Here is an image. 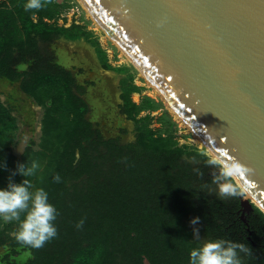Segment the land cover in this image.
<instances>
[{
	"label": "trees",
	"instance_id": "16d2710c",
	"mask_svg": "<svg viewBox=\"0 0 264 264\" xmlns=\"http://www.w3.org/2000/svg\"><path fill=\"white\" fill-rule=\"evenodd\" d=\"M26 3L0 2V79L20 82L21 90L45 108L42 140L39 150L28 147L21 158L10 153L4 142L15 129V119L0 102V164L7 163V170L0 168V189L7 187L18 163L30 166L36 161V175L27 177L30 190L42 187L49 193V202L60 213L55 221L59 235L33 249L16 241L12 233L19 222H12L0 227V247L30 250L32 259L26 264H190L193 249L225 239L252 249V255L241 254L243 264H264V214L254 207L247 226L239 213L244 194L221 199L211 189L208 155L157 135L150 127L151 116L138 119L142 107L130 99L137 90L133 84H123L119 106L136 123L133 140L123 144L119 137L105 138L87 119L90 108L83 96L90 83L81 84L71 70L54 63L50 48L61 39H90L92 33L82 25L48 22L56 21L66 6L53 1L26 12ZM93 42L104 67L112 69ZM20 64L28 68L19 71ZM56 173L61 183L53 181ZM24 179L20 174L13 178L15 183ZM82 217L86 223L77 230ZM195 217L200 223L193 226ZM193 227L199 228L201 240L193 239Z\"/></svg>",
	"mask_w": 264,
	"mask_h": 264
},
{
	"label": "water",
	"instance_id": "95a60500",
	"mask_svg": "<svg viewBox=\"0 0 264 264\" xmlns=\"http://www.w3.org/2000/svg\"><path fill=\"white\" fill-rule=\"evenodd\" d=\"M81 1L213 156L252 169L236 179L258 204L242 196L248 226L264 203V0Z\"/></svg>",
	"mask_w": 264,
	"mask_h": 264
},
{
	"label": "rangeland",
	"instance_id": "374dc122",
	"mask_svg": "<svg viewBox=\"0 0 264 264\" xmlns=\"http://www.w3.org/2000/svg\"><path fill=\"white\" fill-rule=\"evenodd\" d=\"M3 1L8 2L0 0ZM53 1L66 7H63V12L56 21L48 22L65 27L82 25L92 33L90 39H61L50 48L54 53V63L71 70L81 84L90 83L83 96L90 108L87 119L101 130L105 138L119 137L123 144L133 140L136 123L122 115L119 107L123 103V84H133L137 90L130 95V99L142 107L138 119L151 116L150 127L157 135L172 137L176 146L196 149L210 156L205 147L195 142L193 133L177 122L164 99L155 92L146 78L141 76L136 66L107 38L79 0ZM93 40H96L100 49L105 52L106 62L112 69L104 67L103 59ZM27 68L26 64L17 66L19 71H25ZM0 102L11 110V118L15 119V129L4 142L11 149L10 153L21 158L28 147L39 150L45 108L21 90L20 82H11L5 78L0 79ZM148 103L151 104L150 107ZM211 189L218 193L215 184H212ZM245 197L246 194L243 198ZM12 222L5 223L0 217V227L8 226ZM10 229L13 228L9 227ZM262 239L263 237L259 240ZM31 259L32 253L28 249L12 248L9 245L0 247V264H26Z\"/></svg>",
	"mask_w": 264,
	"mask_h": 264
},
{
	"label": "clouds",
	"instance_id": "9594fccd",
	"mask_svg": "<svg viewBox=\"0 0 264 264\" xmlns=\"http://www.w3.org/2000/svg\"><path fill=\"white\" fill-rule=\"evenodd\" d=\"M53 0H27L24 10H42L52 4ZM227 153L217 156H209L205 164L211 169L212 183L218 187V195L221 199L238 197L244 194L246 189L235 183L239 177H244L252 172V169L241 163L237 158L224 157ZM127 158H125V161ZM39 164L32 161L18 163L15 171L8 177V185L0 189V217L5 223L19 222L18 230L14 232L18 243L33 249H41L46 243L58 238L59 232L55 221L59 216L57 208L49 202V193L44 188H38L34 192L31 182L27 177L36 175ZM0 168L7 170V163L0 164ZM196 174L203 179L204 172L199 168L194 169ZM20 174L26 179L22 183H15L13 178ZM55 183H61L59 173L53 176ZM207 183L203 187H207ZM259 203V202H258ZM260 210L264 212V203H259ZM22 214L24 219L21 220ZM87 217H82L75 225L77 230H83ZM195 226L200 223V217L190 221ZM193 239L201 240L199 228L193 227ZM252 255V249L240 242L225 239H216L204 242L200 247L190 252V264H243L241 254Z\"/></svg>",
	"mask_w": 264,
	"mask_h": 264
},
{
	"label": "bare ground",
	"instance_id": "6f19581e",
	"mask_svg": "<svg viewBox=\"0 0 264 264\" xmlns=\"http://www.w3.org/2000/svg\"><path fill=\"white\" fill-rule=\"evenodd\" d=\"M80 3L83 5V7L86 9V11L88 12L89 16L97 23V25L105 32L107 38L109 40H111L121 51V53L125 55V53L121 50V48L118 46V44L115 42V40L102 28V26L99 24V22L96 20V18L92 15V13L89 11V9L85 6V4L79 0ZM126 58L130 61V59L126 56ZM132 63V62H131ZM141 76H143L144 78H146V80L149 82L150 86L153 87V89L155 90V92L162 97V99H164V101L166 102V104L168 105L167 107H169L170 112L172 113V115L176 118L177 122H179L181 125L187 127V129L193 133V136L195 137V142L197 144H199L202 147H205V149L207 150L208 154L210 156H213L214 154L211 152V150H209L204 142L191 130V128L186 124V122L179 116V114H177V112H175V110L169 105V103L167 102V100L165 99V97L163 96V94H161V92H159V90H157V88H155V86H153V84L149 81V79L142 73ZM237 184L241 185L239 183L238 180H236ZM242 186V185H241ZM246 197L249 198L254 204L258 205L256 200L249 194V192L245 191Z\"/></svg>",
	"mask_w": 264,
	"mask_h": 264
}]
</instances>
